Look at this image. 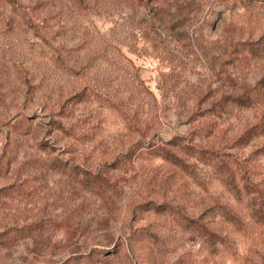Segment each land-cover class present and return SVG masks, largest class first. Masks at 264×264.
<instances>
[{"label": "rangeland", "instance_id": "obj_1", "mask_svg": "<svg viewBox=\"0 0 264 264\" xmlns=\"http://www.w3.org/2000/svg\"><path fill=\"white\" fill-rule=\"evenodd\" d=\"M0 264H264V0H0Z\"/></svg>", "mask_w": 264, "mask_h": 264}, {"label": "trees", "instance_id": "obj_2", "mask_svg": "<svg viewBox=\"0 0 264 264\" xmlns=\"http://www.w3.org/2000/svg\"><path fill=\"white\" fill-rule=\"evenodd\" d=\"M251 90L252 91L256 90V87L252 88ZM85 180H88V181H90L92 183H100L101 182L96 175L91 174V173H88V174L85 175Z\"/></svg>", "mask_w": 264, "mask_h": 264}]
</instances>
